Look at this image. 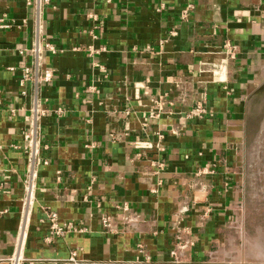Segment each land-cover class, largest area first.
Here are the masks:
<instances>
[{
    "label": "crops",
    "instance_id": "1",
    "mask_svg": "<svg viewBox=\"0 0 264 264\" xmlns=\"http://www.w3.org/2000/svg\"><path fill=\"white\" fill-rule=\"evenodd\" d=\"M263 72L264 0H0V264L17 250L23 264H170L176 227L197 237L192 264H264L249 251L261 231L233 225L236 205L246 216L249 96ZM164 96L172 114L151 118ZM201 98L208 115L186 121ZM35 103L46 114L33 165L21 147ZM160 134L166 168L141 177L132 157ZM51 213L79 231L47 242Z\"/></svg>",
    "mask_w": 264,
    "mask_h": 264
},
{
    "label": "built area",
    "instance_id": "2",
    "mask_svg": "<svg viewBox=\"0 0 264 264\" xmlns=\"http://www.w3.org/2000/svg\"><path fill=\"white\" fill-rule=\"evenodd\" d=\"M42 2L48 3L50 0H38V5L40 6ZM195 9L194 4H188L181 12V19L188 20L192 11ZM2 27H9V23H2ZM171 35H175V32H171ZM47 48L55 52V48L53 46L47 45ZM149 50L153 51V47H148ZM223 49L226 53V56L230 60H234L238 54L237 45L230 40L225 41L223 45ZM33 51L39 55L41 53L40 45H37ZM52 75L50 71H45L43 75L44 81H49ZM33 79L31 69L29 67H24L22 69V75L19 78L18 84L21 88H24L28 81ZM41 80V77L36 75L35 81ZM22 94H25V90L21 91ZM173 100H168L165 96L160 97L154 100V109L151 112V118L159 117L161 113L167 112L172 114L170 108L173 106ZM2 108V102L0 101V115L4 111ZM8 115L10 118H13L17 110L14 107H9L7 109ZM207 110V102L205 98L197 99L193 107L186 112V121L194 120V119H204L208 115ZM46 114V109H44L38 103L30 109L29 115L26 116L25 120L31 123V128L25 132V144L21 147L30 157L31 163L34 165L39 156H40V144H39V122L40 117ZM128 136L129 131L125 130V132L120 133L116 131H111L110 136L113 138V141H119L122 139V135ZM165 135L160 134L157 142L153 143L149 147L139 149L136 151L132 157V162L135 164H141L140 168L136 169V173L139 176L144 178H153L159 177V175L165 170L167 165V160L165 158L166 153V145L164 144ZM19 147V146H15ZM45 163H47L45 161ZM161 183L159 180L158 184ZM32 184L28 185L27 190L28 194L32 191ZM152 192H157L156 187L151 189ZM236 212L234 218V229L237 232H242V223H240V218L242 217L241 210L242 206L236 205ZM50 221V234L49 237L46 238V241L51 243L57 237L65 236L66 234L74 231H79L73 224H65L62 225L58 222V216L56 213H51L49 215ZM174 233L172 234V248L170 249V261L167 263L170 264H192L191 261L187 259L186 253L189 248H193L197 242V237L193 234L192 230L189 227H176L173 229ZM10 264H23L24 258L22 256L21 250H17L13 255L6 259Z\"/></svg>",
    "mask_w": 264,
    "mask_h": 264
},
{
    "label": "rangeland",
    "instance_id": "3",
    "mask_svg": "<svg viewBox=\"0 0 264 264\" xmlns=\"http://www.w3.org/2000/svg\"><path fill=\"white\" fill-rule=\"evenodd\" d=\"M251 114L250 130L253 133L249 144L245 150V162L248 164L249 175V200L246 207L245 217L240 218L243 227L250 230L251 235H255L256 230H260L261 247L264 245V72L254 84L249 96ZM257 237V236H255ZM260 242V241H259ZM258 242L250 244V252H255L252 260L258 261L260 256ZM256 245V246H255ZM254 251V252H253ZM261 261V260H260Z\"/></svg>",
    "mask_w": 264,
    "mask_h": 264
},
{
    "label": "bare ground",
    "instance_id": "4",
    "mask_svg": "<svg viewBox=\"0 0 264 264\" xmlns=\"http://www.w3.org/2000/svg\"><path fill=\"white\" fill-rule=\"evenodd\" d=\"M254 242H255V241H254ZM259 245H261V244H259ZM263 245H264V244H263ZM255 246H256V245H255ZM261 246H262V245H261ZM261 246H259V247H261ZM259 249H261V250H260L261 253H260V256H257V257H258L259 260H261V261L263 262V261H264V250H262V248H259ZM244 251H246V250H244ZM249 251H250V250H249ZM246 252H247V251H246ZM246 252H245V253H246ZM253 252H254V251H253ZM254 253H255V252H254ZM248 254H249V253H248ZM248 254H247V255H248ZM245 255H246V254H245ZM245 255H244V257H245ZM247 255H246V256H247ZM254 255H255V254H254ZM248 257H250V256H248ZM252 257H253V256H252ZM252 257H250V258H252ZM245 258H246V257H245ZM247 259H249V258H247Z\"/></svg>",
    "mask_w": 264,
    "mask_h": 264
}]
</instances>
